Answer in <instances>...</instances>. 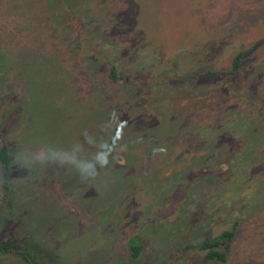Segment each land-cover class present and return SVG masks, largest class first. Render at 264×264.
<instances>
[{
	"label": "rangeland",
	"instance_id": "obj_1",
	"mask_svg": "<svg viewBox=\"0 0 264 264\" xmlns=\"http://www.w3.org/2000/svg\"><path fill=\"white\" fill-rule=\"evenodd\" d=\"M0 129L41 264H264V0H0Z\"/></svg>",
	"mask_w": 264,
	"mask_h": 264
},
{
	"label": "trees",
	"instance_id": "obj_2",
	"mask_svg": "<svg viewBox=\"0 0 264 264\" xmlns=\"http://www.w3.org/2000/svg\"><path fill=\"white\" fill-rule=\"evenodd\" d=\"M242 55V52L234 55L231 67L228 71H226L228 74H233L240 67V59ZM107 73L110 80H118V76L116 75L117 67L112 63L109 64ZM207 73L210 72H206L205 74ZM11 163L12 158L10 155V148L0 129V167L2 168L1 176L3 188L2 196L10 210L11 201L9 192V179ZM234 232L235 231L233 228L225 229L217 235L205 238L200 243L188 244L186 248L202 251V264H225L227 262L228 252L232 246ZM133 238L138 237H132V239ZM132 239L129 241V250L132 257H137L141 246L139 243L133 242ZM2 253L17 254L27 264H41L39 260L34 256L33 252L26 245H23L21 242L16 241L10 235H5L0 240V254Z\"/></svg>",
	"mask_w": 264,
	"mask_h": 264
}]
</instances>
